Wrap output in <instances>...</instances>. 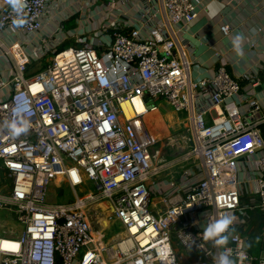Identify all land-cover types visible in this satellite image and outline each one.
Segmentation results:
<instances>
[{
  "label": "built area",
  "instance_id": "1",
  "mask_svg": "<svg viewBox=\"0 0 264 264\" xmlns=\"http://www.w3.org/2000/svg\"><path fill=\"white\" fill-rule=\"evenodd\" d=\"M136 1L157 18L145 35L133 25H108L98 34L111 33L107 43L82 39L80 47L59 50L60 40L54 47L43 44L34 57L20 42L4 48L15 67L9 79L0 76V90H8L0 100V215L11 214L21 233L0 236V264H180L174 241L198 255L194 264H213L218 249L202 234L209 219L224 213L235 217L228 244L235 264H264V250L250 253L238 232L248 207L264 210V105L249 100L248 109H240L235 98L242 85L226 62L212 78L192 79L194 51L182 30L199 15L194 0H162L153 12L156 0ZM55 4L24 0L19 16L8 5L0 12V35L9 29L38 35ZM17 19L23 25L15 26ZM221 30L228 35L231 27ZM49 54L47 67L28 77L33 59ZM159 102L183 119L168 145L183 151L182 162L200 165L165 190L150 186L164 171L154 166L153 154L162 139L146 120ZM13 121L21 127L27 122V131L14 136ZM246 156L257 157L256 206L242 204L238 162ZM90 183L97 193L78 196ZM51 186L56 193L70 187L76 199L49 203ZM153 196H160L162 212L152 210ZM104 201L109 216L100 207ZM94 215L121 224L124 237L105 244Z\"/></svg>",
  "mask_w": 264,
  "mask_h": 264
},
{
  "label": "crops",
  "instance_id": "2",
  "mask_svg": "<svg viewBox=\"0 0 264 264\" xmlns=\"http://www.w3.org/2000/svg\"><path fill=\"white\" fill-rule=\"evenodd\" d=\"M161 1L156 0L152 4V12L161 5ZM194 2L199 15L182 30L184 40L194 51L192 79L198 81L212 78L221 62H226L229 71L242 85L241 95L235 98L240 109L246 111L249 100L264 105V0H215L221 9L215 17L208 15V5L213 0ZM8 5L7 0H0V12ZM44 21V29L35 36H27L13 29L0 35V76L3 79H9L14 73V62L4 50L14 42L22 43L26 51L34 57L35 51L43 44L48 43L54 47L60 40L62 43L58 46L59 49L67 45H71L68 48L80 47L82 43L79 41L82 39H87L90 45L97 44L98 40L107 43L111 33H103L99 38L98 34L108 25L112 26V30L133 25L140 28L145 35L144 28L157 22V18L145 15L140 2L136 0H56V4L49 7ZM223 25L231 27L228 35L222 32ZM238 33L245 36L242 57H237L230 42L231 37ZM51 56L52 54H49L42 59H33L32 64L28 66L27 76L32 77L45 69L51 62ZM254 80L257 82L256 86L252 85ZM7 94V89L0 90V100L5 99ZM170 112L175 115L173 119L181 120L179 128L181 129L183 119L173 111ZM151 115L152 121L156 115V120L161 119L165 125V132L162 131L165 134H160L159 131L152 130L150 126L152 121L151 124L147 123V127L159 138L166 139L175 134L177 130L172 126L170 117L164 121L160 111ZM210 115L211 119L215 118V111L212 110ZM260 128L264 135V124ZM182 159L180 157L162 164L164 171L152 179L150 186L158 184L165 190L169 182L184 180L187 177L184 172L190 167L183 169L180 164L186 162H182ZM256 159V156H246L238 162V180L244 191L242 196L244 206H256ZM151 208L155 214L165 209L160 196H153ZM245 222L246 225L240 227L238 232L244 237L251 253L258 256L264 250V210L248 207ZM174 244L180 264H194L198 260L197 254L183 250L176 241Z\"/></svg>",
  "mask_w": 264,
  "mask_h": 264
},
{
  "label": "rangeland",
  "instance_id": "3",
  "mask_svg": "<svg viewBox=\"0 0 264 264\" xmlns=\"http://www.w3.org/2000/svg\"><path fill=\"white\" fill-rule=\"evenodd\" d=\"M68 46H71V45H67L65 46V48H68ZM51 58H53V55L51 56ZM158 107L162 115V119L165 121L167 120V117H170L169 120L170 121L172 120L171 122L172 126H174V129L178 130L180 128L181 120L173 119L175 115L170 112L171 109L169 108V106L165 104L164 102H159ZM151 117L152 115L149 114L148 117L146 118L147 123L149 124H151L150 122L152 121ZM150 126L153 131L155 130L157 132L159 131L160 134L165 132L164 131L165 125L163 121L161 119L156 120L155 116ZM182 127H183V124H182ZM153 154H154V166H159L171 160H175L176 158L182 157L183 151H180L175 147L169 146L168 138H166V139H162V141L155 147ZM180 166L183 167V169L192 167L197 172L200 169V165L197 162H191V163L186 162V163H182V165L180 164ZM179 170L181 171L182 169L180 168ZM1 179H0V182H1ZM90 193L92 194L97 193L95 186L91 183L84 185L77 190L78 196H84ZM75 199H76L75 192L68 186H63V189L58 193L55 192L53 186H51L49 190V203L51 204H69L73 202ZM100 207L103 208L106 216H109L111 214L109 202L104 201L100 203ZM106 216L103 217L99 222L96 221V218H95L96 216L95 215L93 216L94 217V223H93L94 230L97 233V236L99 234L104 235L103 242L105 244L112 245L116 243L120 238L124 237L125 230L123 226L119 224L118 222L107 220ZM20 233H21V225H19L17 221L13 219L11 214L3 212L0 215V236L1 237H5L4 235L19 236ZM177 245H179L178 242H177Z\"/></svg>",
  "mask_w": 264,
  "mask_h": 264
},
{
  "label": "clouds",
  "instance_id": "4",
  "mask_svg": "<svg viewBox=\"0 0 264 264\" xmlns=\"http://www.w3.org/2000/svg\"><path fill=\"white\" fill-rule=\"evenodd\" d=\"M7 3L11 5L13 12L18 16L22 13L24 8V0H7ZM221 9L216 5L215 0L208 5V15L215 17ZM23 19H17L13 21L15 26L23 25ZM245 36L238 33L231 37V45L236 53L237 57H242L243 43ZM13 135L17 136L27 131V122L24 126H18L16 121H13L10 125ZM235 217L231 213H224L218 215L214 219H209L207 225L204 227L202 239L212 244L217 248V253L212 257L213 264H235L233 259V250L228 247L232 233L230 231Z\"/></svg>",
  "mask_w": 264,
  "mask_h": 264
},
{
  "label": "bare ground",
  "instance_id": "5",
  "mask_svg": "<svg viewBox=\"0 0 264 264\" xmlns=\"http://www.w3.org/2000/svg\"><path fill=\"white\" fill-rule=\"evenodd\" d=\"M135 103H136V107H137L138 111H139L140 113H143V112L145 111V107H144L143 104L139 101V99H137V100L135 101ZM124 106H125V108H126L127 110L130 111V106H129L128 103L125 104ZM152 115H154V114H152ZM156 115H157V114H156ZM156 115H155V117H156Z\"/></svg>",
  "mask_w": 264,
  "mask_h": 264
},
{
  "label": "trees",
  "instance_id": "6",
  "mask_svg": "<svg viewBox=\"0 0 264 264\" xmlns=\"http://www.w3.org/2000/svg\"><path fill=\"white\" fill-rule=\"evenodd\" d=\"M63 49H66L65 47H61L59 50H63ZM248 249V247H247ZM248 251L251 253V251L248 249Z\"/></svg>",
  "mask_w": 264,
  "mask_h": 264
},
{
  "label": "water",
  "instance_id": "7",
  "mask_svg": "<svg viewBox=\"0 0 264 264\" xmlns=\"http://www.w3.org/2000/svg\"><path fill=\"white\" fill-rule=\"evenodd\" d=\"M89 248H93V245L90 244V245H89Z\"/></svg>",
  "mask_w": 264,
  "mask_h": 264
}]
</instances>
